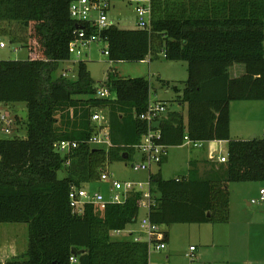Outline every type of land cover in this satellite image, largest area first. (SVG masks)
I'll list each match as a JSON object with an SVG mask.
<instances>
[{"label":"trees","instance_id":"trees-1","mask_svg":"<svg viewBox=\"0 0 264 264\" xmlns=\"http://www.w3.org/2000/svg\"><path fill=\"white\" fill-rule=\"evenodd\" d=\"M73 1L0 0V22L16 23L27 34L25 40H11L30 53L25 61L0 60V103L26 105V118L17 116L26 136L0 139V223L26 224L28 245L4 264H72L70 257L76 264H149L146 242L112 235L136 223L138 194L103 210L86 204L78 214L69 206L72 187L98 182L109 165L128 162L135 154L133 147L147 130L140 116L150 101L144 78L126 79L110 71L101 85L110 97L98 98L84 61L76 63L75 77L62 75L69 70L56 74L61 63L70 61L68 46L77 30L87 28L70 18ZM149 4V29L112 25L101 31L108 60L141 62L162 55L185 62L184 87L172 89L180 93L178 104L186 113L167 111L159 142L177 147L185 136L202 143L225 141L227 161L202 177L194 164L179 181L150 175L155 204L148 217L159 226L227 223L228 183L264 182V138L234 140L229 133L231 102L264 101V0ZM234 65L244 68L237 77L228 72ZM100 109L108 120L106 148L88 144L97 133L91 116ZM61 141L78 145L63 153L57 148Z\"/></svg>","mask_w":264,"mask_h":264},{"label":"rangeland","instance_id":"rangeland-1","mask_svg":"<svg viewBox=\"0 0 264 264\" xmlns=\"http://www.w3.org/2000/svg\"><path fill=\"white\" fill-rule=\"evenodd\" d=\"M110 9L106 12L109 21L120 29H133L137 27L136 7L143 6L148 0H109ZM20 29V30H19ZM22 29L16 23L0 25V42L5 44L0 48V60L25 61L29 58V50L19 42H14L11 37L18 36L26 39L27 34L21 33ZM19 38V39H20ZM17 39V38H16ZM105 44L95 42L84 48L82 56L71 55L70 61L61 63L57 75L67 71V76H76V63L84 61L94 87L100 89L102 82L110 71L117 76L134 79L144 78L150 83V100L157 103H165L167 111H180L185 113V108L178 106L180 97L172 89L174 86L180 90L187 79V65L185 62L168 61L159 55L156 59L146 57L141 62H110L104 54ZM232 77H237L244 72L242 65H234L228 70ZM161 81L169 83L168 88L161 87ZM112 97V96H111ZM264 106V103H261ZM26 105L22 102L5 104L0 103V139H22L26 136L25 125L18 121L19 112L25 111ZM106 117V110H94ZM259 116L264 119V108L248 112L250 117ZM256 124H252L255 126ZM255 135L264 138V123L255 126ZM9 133H5L4 130ZM202 147L186 145L181 149L167 148L165 158L160 165H152L150 173H159L162 179H174L177 176L187 175V160L196 159L205 164L206 154ZM224 149V148H223ZM222 153V152H221ZM220 153V154H221ZM224 153V152H223ZM168 157V158H167ZM144 162L141 155L135 151L128 162H114L108 166V172L118 180L146 181L148 171L133 172L131 164ZM62 172L58 177L62 178ZM230 193V212L227 223L205 224H174L169 227L160 226L169 234V253L163 251L152 255L153 263L167 264H264V205L252 204V200L259 199V191L264 188V182H231L228 183ZM261 186V187H259ZM84 188L88 192L99 190L103 195L109 193L110 184L91 182ZM249 203L250 205H247ZM142 210L139 211L138 221L142 218ZM135 225V224H134ZM137 227V226H136ZM117 240H130L123 235L115 237ZM28 232L26 224L0 223V249L9 246L11 252L2 256L6 258L20 257L27 249ZM189 246L194 247L192 257H186ZM4 247V248H3ZM15 253V254H14ZM12 254L15 256L12 257Z\"/></svg>","mask_w":264,"mask_h":264},{"label":"built area","instance_id":"built-area-1","mask_svg":"<svg viewBox=\"0 0 264 264\" xmlns=\"http://www.w3.org/2000/svg\"><path fill=\"white\" fill-rule=\"evenodd\" d=\"M110 9L109 0H74L69 5L70 18L76 23L87 24V28H79L76 32L75 38L69 43L68 50L70 55L82 56L83 49L95 42H102L105 44L104 54L107 55V42L106 38L100 36L101 31L105 30L109 26L114 25L109 21L106 12ZM137 14V28L149 29L150 28V4L146 3L143 6L136 7ZM5 44L0 42V48H4ZM67 77L66 73L62 74ZM96 96L98 98L110 97L109 91L105 87H100L97 90ZM167 113L165 103H157L149 101L147 109L141 114L140 119L146 122L147 130L141 136V139L137 145L133 148L138 152L144 162L140 164H131L130 169L133 172L148 171L152 165H159L165 158L166 150L168 147L162 145L159 141L161 138L160 133V121L162 117ZM0 121H5L3 116L0 117ZM91 122L96 125L97 133L94 134L89 140L88 144L99 147H109V127L107 117L101 115L98 112H94L91 116ZM4 130L5 133H9ZM190 145L192 147H200L202 142L192 141L187 136L183 138L182 145ZM78 145L74 141H61L58 144L59 151L66 153ZM226 157L219 159L220 163H225ZM179 181V180H177ZM98 182L109 183L110 191L109 195L104 196L99 190L96 192H88L84 186L72 187L68 198L69 206L74 213L80 214L83 207L87 205H93L97 209L103 210L109 204H123L132 195L138 194L140 197V210L146 212L138 222L139 234L133 236L131 239L135 242H146L150 252L161 253L167 250L165 243V234L161 230L160 226L153 223L148 213L150 208L155 204V199L152 194V185L150 178L146 181H131V180H118L115 179L113 174L108 171L102 172L98 179ZM259 199L252 200V204H264V189L259 191ZM122 231L112 232L113 236H118ZM194 247L189 248V252L186 257H192ZM72 264L76 263L73 257H70ZM167 264V263H163Z\"/></svg>","mask_w":264,"mask_h":264},{"label":"crops","instance_id":"crops-1","mask_svg":"<svg viewBox=\"0 0 264 264\" xmlns=\"http://www.w3.org/2000/svg\"><path fill=\"white\" fill-rule=\"evenodd\" d=\"M148 3H149V0H148ZM2 23L9 25L10 23H13V22H0V25ZM136 28H133V29H136ZM261 103H264V101H240V102H231L230 103V105H229V133H230V138L231 139H234V140H248L252 136L257 137L255 135V132H256L255 131V129H256L255 126L264 123V119L259 118L258 115L257 116H253L250 113V117L253 120H251L249 122L248 121V118H249L248 112L251 109H254L256 111H259L260 109H263L264 106H261L262 105ZM178 106L181 107L179 104H178ZM185 113H186V110H185ZM185 113H184V116H185ZM164 116H166V114ZM252 124H256V125L252 126ZM263 137H264V133H263ZM202 145H204L203 146V150H204V153L206 154V160H207L205 162V164L201 163V161H198L196 159L187 160V166H188L187 167V172L190 169V164H194L195 167H196L195 170L198 172V175L201 176V177L205 176L207 174H210L211 172L215 171L221 165V163L219 162V159L221 157H226L227 156V148H226V142L225 141L203 142L201 144V147H202ZM184 146H186V144L185 145H180V146H177V147H168V148L181 149ZM150 175H152V173H149L148 177H150ZM185 176L184 175L183 176H177V177L174 178V180H179L180 178L185 177ZM167 180H173V179H167ZM228 187L229 186H227V188ZM259 187H261V186H259ZM261 189H264V188L261 187ZM108 195H109V193H106L104 196L107 197ZM229 196H230V193H229ZM230 205H231V202H230V198H229V212H230ZM247 205H250V204L247 203ZM142 213H143L142 217L145 216L146 212L144 210H142ZM138 223L139 222H138V217H137L135 225L133 224V225L127 226L126 229L123 230L118 236L123 235V236L128 237V238L131 239L133 236L138 235L140 233L139 232L140 229H139V224ZM167 227H169V226H167ZM163 232L165 234V242H167V244L169 245V234L166 231H163ZM118 236H115V237H118ZM190 247H192V246H189V248ZM166 251H167V253H169L170 248L167 247ZM194 251H196V250H194ZM7 252H9V253L11 252V248H9V246L5 247L2 250L0 249V264H4L7 260L11 259V256H10L9 258H6L5 261L3 262L2 256H3V254L5 255V253H7ZM188 252H189V249H188L187 253ZM14 254H12V257L15 256ZM156 254H158V253L149 251V264H154L153 263V259H152V255H156ZM74 264H76V263H74ZM155 264H161V263L157 262Z\"/></svg>","mask_w":264,"mask_h":264},{"label":"water","instance_id":"water-1","mask_svg":"<svg viewBox=\"0 0 264 264\" xmlns=\"http://www.w3.org/2000/svg\"><path fill=\"white\" fill-rule=\"evenodd\" d=\"M19 116L22 118V119H25L26 118V112L25 111H21L19 112ZM254 136H252L250 139H253ZM123 160H127V156H125V154L122 156ZM71 253L73 255H77V252L75 250H72Z\"/></svg>","mask_w":264,"mask_h":264}]
</instances>
